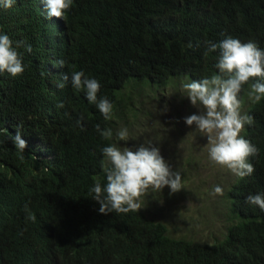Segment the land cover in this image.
<instances>
[{
  "label": "trees",
  "instance_id": "1",
  "mask_svg": "<svg viewBox=\"0 0 264 264\" xmlns=\"http://www.w3.org/2000/svg\"><path fill=\"white\" fill-rule=\"evenodd\" d=\"M0 26L20 43L25 69L0 73V264H264V210L245 202L264 194V98L248 101L253 123L241 135L259 154L249 158L254 173L227 189L224 239L173 238L142 210L102 214L89 192L106 184L102 148L116 141L117 111H136L130 86L218 74L208 42L227 35L264 49V0H72L63 19H48L43 0H16L0 8ZM73 71L99 81L110 119L70 79L57 86ZM255 82L243 85L242 104ZM16 131L27 142L23 159L9 137Z\"/></svg>",
  "mask_w": 264,
  "mask_h": 264
},
{
  "label": "clouds",
  "instance_id": "2",
  "mask_svg": "<svg viewBox=\"0 0 264 264\" xmlns=\"http://www.w3.org/2000/svg\"><path fill=\"white\" fill-rule=\"evenodd\" d=\"M15 2L16 0H0V8H11ZM43 2L48 19H63L72 4V0ZM18 47L20 43L13 47L12 39L0 26V73L6 72L16 77L24 72ZM26 50L31 53V45H27ZM207 50L219 51L216 64L218 74L182 85L191 104L201 109L199 114L186 117L185 123L189 126L195 124L198 132L207 137L206 147L212 162L243 179L254 173L255 168L249 158L257 156L259 149L241 135L245 125L253 123V117L241 113L240 93L243 85L251 79H256L248 91V99L259 102L264 98V49L253 41L242 42L227 35L218 43L209 41ZM64 64L62 59L56 61L59 67H64ZM69 79L73 88L85 91L88 102L96 105L105 120L111 118L113 104L106 97L98 98L101 87L98 80L86 77L83 71H73L71 76L63 74L62 82L57 86L65 87V82ZM57 107L63 108V102ZM96 130L106 140L113 135L111 129L101 130L99 125H96ZM116 135L119 141L129 140L126 128L119 130ZM9 137L23 159L27 142L22 138L21 132L16 131L14 135L10 133ZM102 153L105 157L103 170L106 184L102 186L97 181L89 189V192L94 194L91 198L99 203V212L102 214L139 211L142 208L140 199L149 189L160 192L167 186L171 193H175L183 188L181 172L171 169L160 149L153 146L151 141L135 149L113 143L103 147ZM213 194L222 195L223 189L218 185L214 186ZM245 202L264 210V194H250ZM25 211L29 212L27 204ZM27 218L35 220V216L30 212Z\"/></svg>",
  "mask_w": 264,
  "mask_h": 264
},
{
  "label": "rangeland",
  "instance_id": "3",
  "mask_svg": "<svg viewBox=\"0 0 264 264\" xmlns=\"http://www.w3.org/2000/svg\"><path fill=\"white\" fill-rule=\"evenodd\" d=\"M187 82L175 80L164 89L131 85L128 109L136 111L118 110L120 118L114 132L126 128L129 140L119 141L117 135L114 139L115 144L133 149L151 141L171 169L181 172L180 191L171 193L167 186L160 192L149 189L140 199V210L164 223L173 238L214 243L224 239L232 223L226 192L236 176L209 159L207 137L195 124L185 123L186 117L201 111L185 96L182 85ZM248 101L242 104V114ZM217 185L223 189L222 195L213 194Z\"/></svg>",
  "mask_w": 264,
  "mask_h": 264
}]
</instances>
